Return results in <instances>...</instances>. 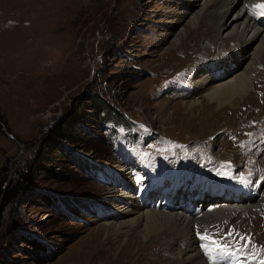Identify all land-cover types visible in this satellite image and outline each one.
Here are the masks:
<instances>
[{
  "label": "rangeland",
  "instance_id": "374dc122",
  "mask_svg": "<svg viewBox=\"0 0 264 264\" xmlns=\"http://www.w3.org/2000/svg\"><path fill=\"white\" fill-rule=\"evenodd\" d=\"M25 1L30 2L0 0V259L13 264L183 263L161 239L151 245L137 243L134 236L106 240L101 228L120 221L121 200H110L118 190L119 168L141 193L160 191L162 201L171 198L165 189L176 172L208 175L243 189L246 201L239 205H258L251 213L240 211L211 225L204 224L211 222L206 217L194 230L201 235L207 230L211 240L227 243L236 253L214 251L216 264L264 260V67H256L241 103L216 109L202 94L195 95L193 79L231 64L215 66L219 43L207 27L177 41L189 19L176 20L178 0H36L41 5L27 6ZM246 2L251 10V4L264 0ZM204 23L212 25L209 19ZM91 95L125 116L109 108L97 115L88 103ZM191 101L203 104L201 113L190 112ZM78 106V143H66V154L55 150L41 161L33 189L4 209L2 190L33 164L54 128ZM250 184L260 186L256 202L248 197ZM50 197L54 203L47 202ZM72 197L89 205L72 203ZM183 205L194 206L191 214L200 220L216 208L202 204L201 212L188 197ZM206 242L198 244L200 259L212 264L201 246Z\"/></svg>",
  "mask_w": 264,
  "mask_h": 264
},
{
  "label": "bare ground",
  "instance_id": "6f19581e",
  "mask_svg": "<svg viewBox=\"0 0 264 264\" xmlns=\"http://www.w3.org/2000/svg\"><path fill=\"white\" fill-rule=\"evenodd\" d=\"M184 1L186 0H178L179 9L174 14L179 16L176 18L179 22H184L189 17L188 26L183 25L180 28L177 41L184 42L194 30L200 31L207 27L214 31L215 42L219 43L214 50L216 56L212 59L216 61L215 66L219 69L221 63L231 64L227 66V70L216 69L211 75L196 74L192 83L194 93L202 94L206 103L212 104L216 109L234 108L249 94L254 84L256 67H264V16H258L259 20L254 18L250 8L246 6L247 0ZM33 3L38 4L36 0L25 1L26 6ZM237 9L238 13L234 14ZM208 19L211 21V27L204 23ZM225 31L227 32L224 33ZM203 107L200 102H192L189 110L193 115L199 114ZM211 145L214 147L215 142ZM261 167L264 170V163ZM118 170L115 171L118 190L113 191L109 198L121 200L117 206V211L121 214L120 221L108 223L105 228H101L106 240L117 243L122 242L121 237L134 236L137 243L151 245L156 239H161L168 252L183 262L172 261L170 264H207L200 259L201 248L198 244L202 243V240L194 230L196 225L203 224L206 217L211 221L204 223L207 225L222 222L240 211L243 214L251 213L250 210L258 206L254 204L251 207H241L239 204L246 201V198L241 196L243 189H235L220 180H211L208 175L197 176L194 172L171 174L168 177L170 187L165 189L171 198L162 201L157 195L160 191L151 189L145 193L138 192L134 179L131 180L125 172L119 168ZM252 188L248 197L252 202H256L261 189L259 185H253ZM186 197L193 198L199 204L197 208L202 204L207 207L211 203L216 208L203 219H196L195 215L191 214L194 209L190 205H183ZM201 209L202 212L205 208ZM240 262L229 263L224 259L222 264H242Z\"/></svg>",
  "mask_w": 264,
  "mask_h": 264
},
{
  "label": "trees",
  "instance_id": "16d2710c",
  "mask_svg": "<svg viewBox=\"0 0 264 264\" xmlns=\"http://www.w3.org/2000/svg\"><path fill=\"white\" fill-rule=\"evenodd\" d=\"M90 101L88 102L97 115L103 114L108 108L111 109L114 113L118 115L125 116V114L120 113V111H116L112 109L110 104L104 99L91 95ZM79 106L71 111L61 122L58 126L54 128L52 134L46 140V149L43 147L39 149L37 153V158L34 159L32 165H28L25 168L19 170L17 179L14 180L6 189L2 190V206L3 208H7L13 204H15L18 200H20L24 195L28 194L34 187V180L37 173L42 170L41 161L49 160L51 156L49 154H54L55 150L64 151L66 154L65 145L66 143H70V145H74L78 143L79 139V128H77L79 123ZM83 137V135H82ZM52 150H51V149ZM51 151V153L47 152ZM49 155V156H48ZM47 200V198H46ZM48 203H54V199L50 197L47 200ZM57 202V201H56ZM57 204V203H56ZM28 243L27 240H25ZM32 246V242L28 243ZM37 247L43 250L41 244L37 243ZM43 252V251H42ZM0 264H13L12 261L9 259H0Z\"/></svg>",
  "mask_w": 264,
  "mask_h": 264
},
{
  "label": "snow or ice",
  "instance_id": "6c2138e0",
  "mask_svg": "<svg viewBox=\"0 0 264 264\" xmlns=\"http://www.w3.org/2000/svg\"><path fill=\"white\" fill-rule=\"evenodd\" d=\"M251 10L254 15L257 16H264V2L256 3L251 5ZM243 179V177H241ZM201 240L207 241L202 247L205 249L206 253L209 255L210 259L212 260V264H216L217 257L212 255L215 251L221 256H235L236 253L231 250L230 246L225 244H220L219 241L211 240V238L207 234V230H205L204 234L198 233ZM243 239V237H242ZM247 247V244L245 245ZM260 264H264V260L260 261Z\"/></svg>",
  "mask_w": 264,
  "mask_h": 264
}]
</instances>
